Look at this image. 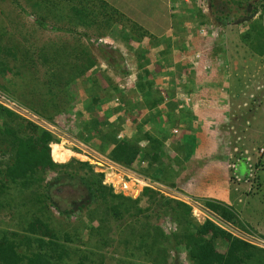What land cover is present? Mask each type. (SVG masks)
I'll use <instances>...</instances> for the list:
<instances>
[{
  "label": "rangeland",
  "instance_id": "obj_1",
  "mask_svg": "<svg viewBox=\"0 0 264 264\" xmlns=\"http://www.w3.org/2000/svg\"><path fill=\"white\" fill-rule=\"evenodd\" d=\"M141 1L144 4L153 2V7H156L158 0H136L135 6L142 5ZM243 1L245 0H214V7L211 8L209 16L201 14L200 17L198 16L200 13L193 9L190 18L186 20L188 25L182 29L184 26L182 23L176 30L177 35L173 33L174 40L165 39L158 44L161 55L158 51L151 50L153 44L158 41L156 39L150 38V45L148 42L143 45H138L141 42H131V36L137 33L132 31L129 24H125L126 18L103 17L107 12L101 9L102 4L97 0H0V63L2 61L4 65L0 66V72L5 69V75H0V107L15 116L13 120L0 116V249L3 247L14 249L21 258L24 256L36 258L38 255L37 261L41 263V254H45V251H42L37 238L24 243L16 238V235L23 237V230L38 220L43 225H48L47 231L54 233L51 238H56L55 241L68 249L67 255L61 257L59 264H192L189 250L185 246L176 245V236L186 233L182 230L185 226L181 228L178 221L177 211L181 213V210L176 205V199L166 198L158 193L159 189L167 193L168 190H173L180 195L188 196L191 203L206 207L205 202L193 199V190L187 194L184 192L185 187L181 184L185 182L186 176L191 174L189 170L184 169L185 163L184 166L178 167L176 164H171L169 158L163 157V166L162 164L154 166L155 169L161 167L166 171L165 176L163 173L155 175L156 182L160 186L153 189L157 192H155L157 194L155 203L149 197L142 198L140 191L135 190V186L131 184L128 186L127 191L130 193H127V196L133 202L139 201V203L123 201L119 198L123 191L122 186L119 185L125 183L127 179H121L117 173L111 176V172L104 169L100 161L84 153L85 150L88 152L87 149L96 151L105 162L109 161L120 166L112 158V146L109 143L104 145V137L89 125L92 119L85 107L84 110L80 108L79 111H69L75 113V123L72 128L75 130L71 131L72 134L69 132L70 135L66 138L60 135L61 139L54 138L55 140L47 146L51 158L57 143L71 152V157L68 155L66 162L57 163L60 166L57 170L39 167L15 179L7 175V168L12 165L11 157L18 148L22 145L27 146L31 141L32 132L29 131L27 124L32 122L27 116L56 117L63 111L74 108V105L84 101V98L88 102V100L107 98L110 94L113 96L111 100L116 99V103L121 99L130 101L131 97L150 99L154 103L159 96L163 99L168 98V101L170 98L177 99L186 104L187 112L184 117L182 116V120L184 118L194 120L196 117L191 116L194 100L214 98V92L218 93L215 87L207 86L216 91L208 95L207 93H211L212 90L206 87L207 92L203 96L199 95L200 93L196 94L202 89V81L208 83L210 79L208 73L215 64L218 68L216 79H223V83L226 84L221 87L226 91H222L221 88L219 90L221 95L223 92L226 96L225 99L215 96L218 100L214 105V108L220 105L227 113L224 130L220 134L223 157L233 159L234 162L246 159L245 151L248 144H254L256 151L260 147L264 149V137L258 140L253 134L255 129L264 130L262 126L264 124V52L254 53L250 46L243 42L242 37L252 32L254 20L235 25L238 19L252 16L250 13L248 16L245 15L248 10H242L236 5ZM248 2H246L247 6L255 5L262 12L263 1ZM192 7L196 8L195 3H192ZM147 8V14L139 15L144 21L150 13L156 15L154 8ZM147 8L143 6L138 12H145ZM155 9L158 10V7ZM83 18L88 19L89 22L83 24ZM202 20H205L204 23L211 31L209 36H213V33L221 35L225 33L224 38L219 41L218 52L213 50L215 53H209L207 50L212 49L221 35L217 38L212 37L213 42L205 41L209 36L206 38L200 36L199 39L191 37L193 38L191 41L184 38L182 30L186 27L194 30V26L200 24ZM226 20L230 21L229 25L232 29L226 30L221 25ZM191 22L194 25H191ZM261 23L264 27L263 22ZM143 25L148 26L147 21L143 22ZM77 27H82L80 32ZM85 33H88V40L83 42L79 34ZM118 35L121 38L115 39L116 41L111 45L110 39ZM102 40H105L103 43L107 46L103 47L104 44L103 46L99 44ZM226 45L227 50L222 56L220 55L221 58L218 53L223 47L226 48ZM260 48L264 50L261 45ZM176 50L180 51L182 58L180 54L176 56ZM214 55L219 56L220 61L214 59ZM96 61L101 69L96 72L87 71L89 66L96 65L94 64ZM199 67L205 72L198 78L195 72ZM188 71H192V75ZM124 79L127 81L125 82ZM195 80H199V85ZM139 84L145 85L148 90L151 88L153 94L150 91L142 92V96L137 92L132 94L131 90L136 91V86ZM134 85H136L135 89H133ZM165 86H168L169 90ZM130 102L133 103V100ZM167 108L175 113L176 106L170 102ZM158 114L159 117L162 115L156 110V115ZM130 115L122 110L120 117L129 118L127 123L132 124ZM48 118L47 123L51 122ZM167 124L171 125V122ZM122 126L123 122L110 127L118 132ZM58 128L62 130L63 126L60 125ZM157 128L153 130L156 131ZM10 129L11 133L7 134ZM104 131L109 133L107 128H104ZM36 139L35 135L32 139L34 146ZM41 150L44 151V146ZM165 150L169 149L165 147ZM175 158L177 156L174 155L171 159L175 162ZM80 163L87 164L88 167H81L78 165ZM146 167L147 165H139L136 162L132 169L138 171ZM89 169L94 174L90 173ZM242 170L248 175L258 176V181L262 182L261 174L264 170L256 171L245 164L242 165ZM106 173L108 181H106ZM125 174L131 175L127 170ZM180 175L182 178L177 179ZM96 177L101 179L103 186L112 190L113 196L102 197L101 189L96 190L90 186L96 181ZM176 179L178 182H175ZM173 183H177L178 191L172 188ZM111 185L114 188L109 187ZM259 191L261 192L257 195L264 198V188L261 187ZM165 198L167 199L165 201L170 203L162 207ZM253 209H256L254 220H264V206L261 209L260 206H255L246 210L247 219L253 213ZM197 211H193L196 214H191V220L194 225H201L203 220L202 217L199 218ZM181 216L184 217L182 213ZM231 224L238 231L248 234L247 229L241 227L239 219L237 223L231 222ZM193 226L189 228L191 231L194 230ZM45 229L43 230L46 232ZM254 232L255 236L264 238V235ZM51 238L46 239L52 242ZM66 239L69 242H66ZM217 248L221 255L228 250L226 244H218ZM253 254L264 257V253L258 255V251ZM21 260L18 264H28L26 258L22 262Z\"/></svg>",
  "mask_w": 264,
  "mask_h": 264
},
{
  "label": "crops",
  "instance_id": "obj_2",
  "mask_svg": "<svg viewBox=\"0 0 264 264\" xmlns=\"http://www.w3.org/2000/svg\"><path fill=\"white\" fill-rule=\"evenodd\" d=\"M97 1L101 2V4L107 5L110 14H113L115 16L118 15L123 16L124 18H126V20L130 21L129 24L130 26L137 25L138 28H141L143 32H146L148 34L147 36L142 38H140L139 35L134 36L133 34V36H131L132 37L130 40L131 42L135 43V41H137V42H141L138 45H143L146 44V42H148V44L149 43L151 44L150 38L158 40L155 44H153L151 50L158 51L159 54L161 55L162 52L158 48V44L165 39L169 41L174 40L175 35H173V33L177 35L176 30L181 27V24L184 23L182 29L183 27L188 25L187 24L188 22L186 23V20L190 18L191 15L190 12L193 9H196V11H198L197 7L196 8L192 7V3L193 4L196 3L195 0H163V1L158 0L156 2V7H153V2L150 4L147 3L144 4V2L142 1H141L143 3L142 5L135 6L136 0H97ZM143 6H145V8L147 7L154 8L153 11L156 13L155 16L154 13L152 14L150 13L149 16L147 17V20H145L147 21L148 26L143 25V22L145 21L139 17L140 14L143 13L147 14L148 12V8L145 10V12H138L139 9ZM172 6H175L176 11L172 10L173 9ZM157 7L158 10L155 9ZM160 8H162L161 12L159 11ZM105 15L108 14L105 13ZM198 16L200 15L198 14ZM204 21L205 20H202L200 24H196L194 26V30H191L187 27L184 28V30H182L184 32V38H186L187 41H191L194 37H197V39H199L198 37H200V35L198 33V30L200 27H202ZM227 23L228 20L223 21V24L221 25H223L226 30L232 29V27H230V25H228ZM190 24L194 25L192 22ZM155 32H157L158 34H156ZM222 32L224 31L222 30ZM139 34H141V32ZM224 35L225 33L221 35L220 39L218 38L219 39L218 41H215L216 43L211 47L212 49L207 50L209 53L210 52L215 53L216 50L218 52L219 41L224 38ZM119 38H121L120 35L114 38V41H116ZM206 40L212 42L214 41L212 36H209L207 39H205V41ZM119 41L122 43L121 40ZM133 43H131V45H133ZM227 47H228L227 45L226 48L223 47L222 50L219 51L220 53H218V55L222 56V53H224L227 50ZM161 48L162 50H164L163 47ZM164 54L166 53L164 52ZM175 54L177 56L178 54H180V51L176 50ZM219 56L214 55L213 58L219 60V58L221 57ZM182 57L183 56L181 55L180 58ZM185 64L186 63L184 62L183 65ZM215 66L217 67L216 64L212 66V69L210 70L211 74L208 73V77L210 78L208 79V83H206L207 81L206 82L202 81L201 83L202 89L199 90V92H196V94L200 93L199 95L203 96V94L207 92V89H210L212 90L211 93L208 92L207 94L212 95V92L216 91L217 89L218 93L214 92L213 95L214 98L215 96L216 97L220 96L219 98L224 100L226 96L223 94V92L221 95L219 90H221L222 89L221 87L225 86L226 84L223 83V79H218V80L216 79L218 77L216 74L218 68H216ZM99 68L101 69V67H98L95 69V72ZM191 72L192 71H188L190 75H192ZM204 72L205 71L203 70V68L199 67V69L197 68L195 73L196 75L198 74L197 77L199 78L201 77L200 75ZM100 74H102V72H100ZM195 82L196 84L199 85V80H195ZM211 82H213V84ZM135 86L136 85L133 86V89H135ZM207 86H212L213 88L215 87L216 89H213L211 87L209 88ZM165 88L168 89V86H165ZM124 91H126V89ZM131 91L132 94L136 92L138 93V95L141 96L143 94L139 90L136 91L131 90ZM222 91H226L225 88H223ZM108 95L110 96V94ZM227 97L229 96L227 95ZM131 98L130 101L133 100L132 105L135 108V109L133 108V112L130 115L131 117L130 122L132 121V124L127 123L129 121V118L126 119V117H120L122 111H118V110H119V106H121V102L116 103L115 101L116 99L114 98L111 101H106V103H98V106H101L100 108L101 110L95 111L94 113H90V118L91 119L98 118L99 122L107 121L110 125H115V123H118V120H121L123 122V126L121 127V130H119V134H118V138L121 139H132L133 137L137 136L136 135L137 132L141 131L143 132V135L149 134L153 138L159 140L161 143H163L164 146V150H163L164 156L166 154L165 157L169 158L172 161L171 164L173 165L176 164L179 167L185 163L184 165L186 167L184 169L189 170L191 172V174H188L186 176L185 182L181 184L182 186L185 187L184 192L186 194L189 193L190 191L192 192L193 190L192 192L193 199H197L198 201L203 203L213 201L230 207L232 210L236 212L241 226L248 227L256 231L257 233L264 235V220H258V219L254 220L253 218L256 213V209H253V213L249 215V219H247L246 217V210L255 206H260L261 209L264 206L263 203L264 198L259 197L257 195L259 192H261L259 191L261 187L264 188V173L261 174L263 176V180L261 182L258 181V176L253 175L252 177H250V175L246 174L242 170V165L243 164L246 165L247 162L249 163V165L256 167L255 164L260 159L258 153L262 147H260L256 151V149L253 147L254 144H248L249 146L247 145L245 151L247 154L246 159L243 158L242 160L237 162H234L233 159L230 160L223 157V153H222L223 150L221 149V144H220V138H221L220 134L224 130L227 113H225L226 111L224 109H221L220 105H217L216 108H214V105H216L215 101L218 99L207 98L205 100L203 98L196 101L194 100L192 105L191 116L196 118L190 121L187 118L186 119L184 118V120H182V116L184 117V114L187 112L186 104H184L183 101L180 102L177 99L171 100V98L169 97L170 98L169 101L165 102L164 100H162L160 96L156 100V103L151 102L150 99H140L139 97H131ZM99 99L105 100L106 98H98V100ZM85 101L86 99L84 98V101H80L78 105L75 104L74 105L75 107L72 108L73 111H79L80 108L84 110V107L86 111H88L87 110L88 107L89 108L93 107V100L91 101L88 100V102L86 101V103ZM125 101L129 102L127 99H125ZM169 102L173 106H176L174 110L175 111L174 114L170 112L169 109L167 108ZM156 110L162 113L160 117L159 114L156 115ZM108 115L109 118L106 117ZM168 122H171V125L167 124ZM153 123L154 125H151ZM262 126H264V124H262ZM155 127H158L156 131L153 130ZM106 128L109 129V127ZM171 128H173V130H171ZM175 130L178 132L177 135L173 134V131ZM253 134L255 135L256 139L261 140L264 137L263 136L264 130L258 131L255 129V131H253ZM141 147L143 148L147 147V143L145 141H142ZM165 147L168 148L169 150H165ZM174 155L177 156V158L174 159L175 162L171 159L174 157ZM261 160L264 161V159ZM247 175L249 177H247ZM181 178L182 175H180L177 179H181ZM253 178L255 180H252ZM177 179L175 182H178ZM191 187L193 189H191ZM255 187H257V189H255ZM251 188L254 190H251Z\"/></svg>",
  "mask_w": 264,
  "mask_h": 264
},
{
  "label": "trees",
  "instance_id": "obj_3",
  "mask_svg": "<svg viewBox=\"0 0 264 264\" xmlns=\"http://www.w3.org/2000/svg\"><path fill=\"white\" fill-rule=\"evenodd\" d=\"M247 3H249L247 0H245ZM243 1V3L238 2L236 5L238 7H241L242 10H248V13L245 15L248 16L250 13L251 15H255L256 13H260V17L258 20H254V25H252L251 30L252 32H248L246 35H244L243 42L248 44L250 46V49L254 53L262 54L264 50L259 49V46L264 47V27L262 26L263 18H264V0L262 3V12L259 10L257 6L249 5L247 6V3ZM245 2V3H244ZM211 8H213L214 0H210ZM247 6V7H246ZM228 10L231 8H227ZM214 13V12H213ZM201 16V15H200ZM227 16H230V14H227ZM125 24H130V21L126 20ZM132 31L137 33L136 36L139 34V37H145L146 33L142 31L141 28H138L137 25H131ZM138 31V32H137ZM0 66H4L2 61L0 63ZM91 68V66H90ZM87 68V71L90 69ZM2 72V73H1ZM0 75H5V69L1 70ZM6 87V86H5ZM136 90H140L141 92H151V88L148 90L145 85L139 84L136 86ZM148 90V91H147ZM113 96H109L108 99L106 98L102 102L98 100L93 101V107H88V113H94L95 111H100L101 106H98L97 104L100 103H106V101H111ZM168 99V98H167ZM162 100H164L162 98ZM121 102V106L124 107L120 108L118 111L125 110L127 114H131L133 112L134 106L132 103L125 101V99L119 100ZM125 101V102H124ZM125 103V104H124ZM135 109V108H134ZM56 110V109H55ZM52 113H56L52 111ZM0 116L4 119H14V115L7 111L4 108L0 107ZM44 119H47L50 121H54V116H41ZM109 118V115L106 116ZM92 122L89 124L91 125V128L95 129L100 133L104 138L103 143L106 145L109 143L112 146V158L113 160L118 163L122 168L126 169L127 171L133 170V164L138 162V164H147L146 168H140L138 173L139 175L146 176L148 179H156V174L163 173L165 176L166 171L162 170L163 168L160 167V169H155L156 164H162L163 157L164 156V146L163 143H161L159 140L153 138L149 134H144L143 132L139 131L137 132V136L133 137L132 139H118L119 131H114V128H111L110 124L107 121L99 122L98 118L92 119ZM122 121L118 120V123H115V126L120 124ZM30 128L29 131L32 132V136L30 137L31 141L27 144V146L22 145V147L18 148L17 152H15L11 159L13 158L12 165H10L7 168V175L10 176V178H21L26 172L29 170H33L35 168H48L57 170L60 166L55 164L50 156V149L47 147L54 139V137L46 132L45 130H42L38 128L37 126L33 125L32 123L27 124ZM114 126V125H112ZM8 126H5V128ZM109 127L108 132L105 133L102 129ZM114 129V130H113ZM121 130V127L119 128ZM111 132V133H110ZM11 133L10 131H7V134ZM34 136L36 135V144L34 146V143H32ZM106 134V135H105ZM145 141L147 143V147L143 148L141 147V142ZM23 142V141H22ZM22 144V143H20ZM39 145V147H37ZM103 145V144H102ZM44 146V151L41 150V147ZM40 148V149H39ZM25 149V151L23 150ZM261 150V149H260ZM259 150V151H260ZM263 159V157L261 158ZM75 162V161H74ZM245 163V161H244ZM81 167L84 168L88 167L87 164H78ZM163 166V164H162ZM246 166L250 168L249 163H246ZM166 169V168H165ZM90 170V169H89ZM169 170V169H168ZM167 170V172H168ZM21 172V173H20ZM90 173H93L92 170H90ZM101 178L102 175H100ZM104 176V175H103ZM163 176V177H164ZM97 178V177H96ZM98 179V180H97ZM96 179L95 182L91 183V187L98 190L97 188L102 190V197L106 196H113L112 190L108 187L103 186L101 179L99 177ZM165 181L167 179H164ZM93 184V185H92ZM172 188H175L177 191L179 190L177 183H173ZM156 193L145 189L142 198L149 197L155 203L156 199ZM123 201L125 202H131L132 200L127 199L123 196H119ZM166 198L163 199L162 207L167 206L170 201H165ZM164 201L166 203H164ZM133 202V201H132ZM161 202V201H160ZM158 202V203H160ZM177 202V201H176ZM134 204H138L139 201L133 202ZM156 203V204H158ZM177 207L181 210V213L184 215L181 216V213L177 211V217L178 221H180L181 228L182 226H185V228H182L184 232H186L184 235L176 236L177 242L176 245L178 247L185 246L189 250V259L192 264H264V257L263 256H255L253 252L258 251V255H261L264 253L261 250H257V248L252 247L251 245L239 240L238 238H235L219 227H217L215 224H213L211 221H206L203 225H194L191 220V208L183 203L177 202ZM206 209L208 211H211L210 213L215 215L217 218H219L224 223H237L238 216L234 210H232L230 207L217 203V202H206ZM41 222L38 220H35L29 227L25 228L23 230V237L21 235H16L17 240H21L23 243L26 241H30L32 238H37L38 242L40 243V247L43 249L42 251H45V254H41L42 257L40 258L41 263L37 261V257L29 258L24 256L28 264H59L61 262V257L64 255H67L68 249L65 247V245L59 244L56 240V238H51L52 234H54L52 231L48 230V225L41 226ZM194 225V226H193ZM193 226L194 230H190L189 228ZM46 227V229H45ZM42 229V230H41ZM45 229L46 232L43 230ZM32 233V234H31ZM26 234V235H24ZM38 236V237H37ZM51 236V237H50ZM54 237V236H53ZM46 238H51L52 242H48ZM66 242H69L68 239H66ZM218 244H226L227 245V252L224 255H221L218 250ZM1 245V243H0ZM252 251V252H251ZM21 258V256L13 249H10L8 247L3 249H0V264H18L19 261L25 258ZM255 257V259H254ZM21 260V262H22Z\"/></svg>",
  "mask_w": 264,
  "mask_h": 264
},
{
  "label": "clouds",
  "instance_id": "obj_4",
  "mask_svg": "<svg viewBox=\"0 0 264 264\" xmlns=\"http://www.w3.org/2000/svg\"><path fill=\"white\" fill-rule=\"evenodd\" d=\"M196 1V0H195ZM209 1V6H210V0H208ZM197 4L195 3V6H196ZM89 5H87V7H88ZM173 7V10L175 11V6H172ZM197 7V6H196ZM198 8V7H197ZM101 9L102 10H105L106 12H107V14L108 15H105L104 14V16L103 17H108L109 19H111L113 16L114 17H118V16H120V15H118V16H115V15H113V14H110V12H109V9H108V6L107 5H105V4H102V7H101ZM210 11H211V9H210ZM198 12L200 13V12H202L201 10H199L198 9ZM202 13H200V15H201ZM203 15V14H202ZM252 16H255L256 17V14L255 15H252ZM254 17V19L253 20H255L256 18ZM84 19V21H83V24H85V22L86 23H88L89 22V20L88 19H86V18H83ZM252 20V21H253ZM251 21V22H252ZM78 29L77 30H79V32L81 31V28L82 27H77ZM73 33H75V32H73ZM145 33V32H144ZM76 34V33H75ZM87 34L88 33H85V34H79V35H81L82 36V39H83V42H86L87 40H88V36H87ZM146 36H147V33H146ZM111 41H112V43H111V45H113V41H114V39L113 38H111L110 39ZM90 41V40H89ZM103 41H105V40H102V41H100L99 42V44H102V46H103V44H104V46L103 47H105V45H106V43H103ZM99 44H98V46H99ZM107 46V45H106ZM94 64H96V65H94V66H92L91 68H90V66H89V72H92L93 70L95 71V69L96 68H98V67H100L99 66V64H97V61H96V63H94ZM119 101V100H118ZM165 101V100H164ZM120 102V101H119ZM166 102V101H165ZM168 102V101H167ZM72 110L73 109H71V110H66V111H63L60 115H57L56 117H54V121H51V122H48L47 123V119H44L43 117H41V116H32V115H30V116H32L33 118V120L34 119H36L35 120V122L36 123H33L34 125H37V127L38 128H40V129H42V130H45L43 127H44V125L46 124H49V125H53V126H55L57 129H58V134L57 135H54V134H52V133H50V132H48V131H46V132H48L49 134H51L55 139H61L60 138V135H61V137L63 138H66V137H69V132L72 134V130H75V129H72L73 127H74V123H75V121H74V116H75V113L73 114V113H70V112H72ZM180 110V109H179ZM70 111V112H69ZM181 111V110H180ZM73 117V118H72ZM46 122V123H45ZM40 125H39V124ZM66 123V124H65ZM60 125H62L63 126V129L62 130H59V128H58V126H60ZM174 134V133H173ZM120 140H122L121 138H120ZM56 146H58L59 144L57 143V144H55ZM59 146H61V145H59ZM52 149H53V147H52ZM62 149H63V147H62ZM65 150V149H64ZM65 151H67V150H65ZM94 152V151H93ZM71 153V152H70ZM94 153H97L96 151L94 152ZM264 158V157H263ZM52 160H53V162L55 163V164H57L58 162H56L55 160H54V158H53V153H52ZM139 165H143V166H145V164H139ZM147 165V164H146ZM250 166V168L251 169H254V170H256V167L255 166H251V165H249ZM130 172H132V173H135V174H138L139 175V173H138V171H136L135 169H133V170H129ZM102 175H104V174H102ZM254 175V174H253ZM253 175H250V177H252ZM105 176V175H104ZM141 177H143L146 181H149L150 183H148V182H146V183H148V184H150V186H151V188L150 187H145V188H143V190L139 193V194H143V192H144V190L145 189H149V190H151V191H153V189H155V187H160L158 184H157V182L155 181V180H153L152 178L151 179H148V178H146V176H143V175H140ZM120 186V185H119ZM109 187H113L112 185L111 186H109ZM114 188V187H113ZM163 191H165V190H163ZM163 191L162 190H158V193L159 194H162V195H164L163 194ZM169 192V194L170 195H174L175 197H179L180 199H182L183 201H177V200H175V201H177V202H180V203H183V204H185V205H187V206H189L190 208H191V214L193 215V214H196V213H194L196 210H198V211H205V212H208L209 214H211L210 212L211 211H208L207 209H206V207H202V206H199L198 205V203H191L190 202V200H188V199H190L189 197H187V196H184V195H180V194H178V193H176V191H173V190H168ZM153 192H156V190H154ZM167 192V191H166ZM127 193H130V192H128V191H122V194L121 195H119V196H123V197H125V198H127V199H130V197L129 196H127L128 194ZM157 193V192H156ZM176 195H178V196H176ZM180 195V196H179ZM165 196V195H164ZM167 198V197H166ZM169 198V197H168ZM186 199V200H185ZM171 200V199H170ZM196 205V206H195ZM193 206V207H192ZM194 211V212H193ZM212 215V217H213V219H214V221L215 220H217V221H220L221 223H224V222H222L219 218H217L215 215H213V214H211ZM197 217H198V215H197ZM199 218H201V216H199ZM203 220V219H202ZM206 221H210V220H205V221H202L203 223L201 224V225H203ZM212 222V221H211ZM213 224H215L214 222H212ZM225 224V230H223L222 228H220L218 225H216L217 227H219L220 229H222L223 231H225L226 233H228L229 235H231V236H233V237H235V238H238L239 240H241V241H243V242H245V243H247V244H249V245H251L252 247H255V248H257V249H260L261 251H264V249H261V248H259V247H257V246H255V245H253L251 242L252 241H255V240H262V241H264V238H261V237H258V236H255L256 234H255V232L254 231H251V229L250 228H248V227H244V226H241V227H244L245 229H247V231H248V234H245V233H243V232H241V231H238L237 230V228L233 225V224H231V223H224ZM228 230V231H227ZM231 230H233V231H231ZM243 233V234H242ZM254 239V240H253Z\"/></svg>",
  "mask_w": 264,
  "mask_h": 264
},
{
  "label": "built area",
  "instance_id": "obj_5",
  "mask_svg": "<svg viewBox=\"0 0 264 264\" xmlns=\"http://www.w3.org/2000/svg\"><path fill=\"white\" fill-rule=\"evenodd\" d=\"M196 6L198 7V9H200L201 11H202V14L204 15V16H209V14H210V6H209V1L208 0H196ZM259 17H260V13H256V19L255 20H258L259 19ZM204 26L203 27H200L199 28V30H198V33H199V35L200 36H202V37H204V38H206V37H208L209 35H210V29H208V27H207V24L206 23H204L203 24ZM263 25H264V18H263ZM214 35L212 36V37H214V38H217V37H219L220 36V33L218 34V33H213ZM164 100L167 102L168 101V99L167 98H164ZM117 102H119L118 100H117ZM28 117V120L29 121H31V122H33V123H36L35 122V120L36 119H32L33 117L32 116H27ZM46 131H48V132H50V133H52V134H54V135H57L58 134V129L55 127V126H53V125H49V124H45L44 125V127H43ZM173 133L175 134V135H177L178 134V132L175 130V131H173ZM88 150V152L86 151H84V153H88V154H86V155H88L89 157H91V158H93L94 157V159H96V160H98V161H100L101 162V165H103L104 166V169L106 168V170H108V171H110L111 172V176L112 175H115L116 173L118 174V176L119 177H121V179H127V181L125 182V183H123V184H121L120 186H122L121 188L124 190V191H127V189H128V186H130V184L132 185V186H135V190H137V191H142L143 190V188H145V187H150L151 188V186H150V184H148V183H150L149 181H146L143 177H141L140 175H138V174H135V173H132V172H130V171H128V173H130L131 175H128V176H126V174H125V172H126V170L125 169H123L122 167H120V166H118V165H114V164H112V163H109V161H104L103 160V157L102 156H100V155H98V154H96V153H94L93 151H91V150H89V149H87ZM90 152V153H89ZM260 155H264V149H261V151H260ZM100 162H97L98 164H100ZM105 174V173H104ZM106 181H108V179H107V173H106ZM146 182H148V183H146ZM112 184L114 183V181H112L111 182ZM134 188V187H133ZM164 193V195L166 196V197H169V198H171V199H176L177 201H183L182 199H180L179 197H175L174 195H170L169 193H167V192H163ZM198 213L197 214H199V216L201 215V217H202V219H203V221H205V220H210V221H212V222H214L216 225H218L220 228H222L223 230H225V224L224 223H221L220 221H217V220H215L214 221V219H213V217H212V215L211 214H209L208 212H205V211H197ZM228 231V230H227ZM254 240V239H253ZM253 245H255V246H257V247H259V248H261V249H264V241H262V240H255V241H252L251 242Z\"/></svg>",
  "mask_w": 264,
  "mask_h": 264
},
{
  "label": "bare ground",
  "instance_id": "obj_6",
  "mask_svg": "<svg viewBox=\"0 0 264 264\" xmlns=\"http://www.w3.org/2000/svg\"><path fill=\"white\" fill-rule=\"evenodd\" d=\"M70 154L69 151H65L61 146H54L53 158L56 162H66L68 160L67 156H70Z\"/></svg>",
  "mask_w": 264,
  "mask_h": 264
},
{
  "label": "water",
  "instance_id": "obj_7",
  "mask_svg": "<svg viewBox=\"0 0 264 264\" xmlns=\"http://www.w3.org/2000/svg\"><path fill=\"white\" fill-rule=\"evenodd\" d=\"M254 17L255 16H249V17H244L243 19H238L235 22V25H242V24H245V23H249V22H251L254 19ZM227 24L229 25L230 24V21H228Z\"/></svg>",
  "mask_w": 264,
  "mask_h": 264
},
{
  "label": "flooded vegetation",
  "instance_id": "obj_8",
  "mask_svg": "<svg viewBox=\"0 0 264 264\" xmlns=\"http://www.w3.org/2000/svg\"><path fill=\"white\" fill-rule=\"evenodd\" d=\"M263 155L259 154L260 159L256 162V171L264 170V161L261 160ZM264 159V158H263ZM261 160V161H260Z\"/></svg>",
  "mask_w": 264,
  "mask_h": 264
}]
</instances>
